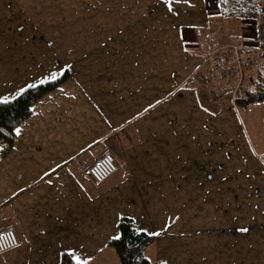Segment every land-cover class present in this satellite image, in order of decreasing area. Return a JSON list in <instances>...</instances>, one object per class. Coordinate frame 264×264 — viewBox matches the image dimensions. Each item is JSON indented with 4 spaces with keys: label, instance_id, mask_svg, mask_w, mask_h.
<instances>
[{
    "label": "rangeland",
    "instance_id": "obj_1",
    "mask_svg": "<svg viewBox=\"0 0 264 264\" xmlns=\"http://www.w3.org/2000/svg\"><path fill=\"white\" fill-rule=\"evenodd\" d=\"M185 2L184 7H192L189 12L177 5L178 0H0V100L67 70L70 81L61 83V92H79V98L65 100L63 109L71 101L78 102L76 108L82 102L85 111L73 119L60 111L50 112L51 124L60 123L68 129L70 123L92 126L125 118L136 128L145 126L138 133L140 141L163 134L154 126L166 122L164 110L183 106L188 115L173 111L168 120L180 123L184 117L188 124L201 127L202 139L214 141L221 158L210 170L213 173L214 169L212 178H206L198 190H160L154 179L153 190H108L101 198L109 205V223L117 224L121 216H128L136 229L159 232L144 251L153 264H264V131L257 126L260 111H256L257 119L251 117L256 106L251 111L252 105L234 103V97L243 95L244 89L264 88V72L254 76L251 84L242 82L246 72L240 75L236 63L228 59L220 67V77L219 73L215 76L222 81L217 84L216 97L197 109L192 93L181 86L192 59H186L178 46V25L203 21L199 32L205 38L209 16L198 1ZM229 5L231 0L226 3ZM210 42L204 39L205 45ZM202 70L209 77L207 65ZM104 77L112 81L105 82ZM79 88L87 93V99ZM51 96L37 99L32 114ZM252 119L257 132L251 134L248 123ZM71 151L64 144L54 150L55 157H66L68 166L77 169V161L70 160ZM140 173L138 169V176ZM53 178L43 185L50 187ZM75 191L78 198L89 199L88 190ZM96 195L91 191L94 202L100 198ZM14 204L0 207V211ZM242 227L248 231H239ZM29 245L34 256L23 263L54 264L50 259L52 244L40 241ZM81 261L99 263L94 258ZM0 264L4 262L0 260Z\"/></svg>",
    "mask_w": 264,
    "mask_h": 264
},
{
    "label": "crops",
    "instance_id": "obj_2",
    "mask_svg": "<svg viewBox=\"0 0 264 264\" xmlns=\"http://www.w3.org/2000/svg\"><path fill=\"white\" fill-rule=\"evenodd\" d=\"M196 1L208 12L209 20L204 36L211 42L208 45L204 44L205 38L201 36L199 30L205 23L198 21L191 26L178 25L180 36L178 46L182 47L186 59H192L190 70L182 78L181 86H185L186 91L192 93L195 99L194 106L199 109L203 108L204 102L207 103L203 92V79L199 75L200 71L204 73L203 66L207 65L209 68V80L215 89L216 97L217 84L222 83L215 77L218 73L220 77V67L228 59L231 64L236 63L237 59L240 60L243 67V50L240 49L236 58L230 45L253 44L259 18L224 15L219 7V0ZM178 2L177 5L184 12H189L192 8L183 6L186 4L185 0ZM254 56L249 71H244L246 73L243 74L239 70L240 75H244L241 77L242 82L251 84L254 76H260L264 72V54L257 53ZM179 66H182V63H179ZM69 78L68 75L65 81H70ZM104 81L111 82L112 78L104 77ZM62 84L57 87L58 89L55 88L45 94L52 96L51 100L47 98L43 108L36 114L31 112L30 116H27L29 118L26 117L17 125L19 133H16L11 147L0 144V207L15 203L0 211L2 217L0 229L12 227L19 242L18 246L0 253V260L4 264H26L22 260L29 261L34 256L29 250V244L40 241L52 244L49 247L52 251L50 259L54 264H58L62 251L69 250L77 256L81 255L80 260L85 257L88 260L98 259L97 264H119L116 252L112 251L107 243L109 239L118 235L117 224L116 221L109 223L107 219L109 205L107 206L105 198L101 196L108 190H153L155 185L153 179L155 182L159 181L157 189L160 190L177 188L198 190L206 178L208 180L212 178L214 169L213 173L210 170L214 167L215 161L221 158V152L216 148L214 141L209 143L202 139L200 126L188 124V119L184 117L180 123L168 120L173 111L179 112L181 116L188 115L183 106L164 110L162 114L167 118L166 122L154 126L164 133L152 136L155 140H161L159 142L140 141L138 133L141 134L143 126L136 128V124L125 118L117 123L108 119L107 122L92 126H76L70 123L68 129L60 123L51 124V119L47 117L50 112L60 111L61 115L69 114L70 117L73 115V119L76 114H84L85 111L81 110L82 102H79V108H76L78 102L70 101V106L63 109L65 100H71L70 98L77 100L79 92L62 93ZM79 91L80 95L88 98L87 93L81 88ZM50 103H53V106H49ZM248 105H252L251 111L255 110L253 106H256L251 117L257 119L256 111H260L261 122L257 126L260 127V132L264 131V100ZM116 107L114 106L113 110ZM117 111L118 109L112 112ZM30 117H34L33 122L29 121ZM255 119L248 123L251 134L257 132ZM64 144L72 149L74 155H71L70 160L74 158L77 161L75 162L77 169L75 166L73 168L68 166L66 157L59 156L58 151L59 154L55 157L54 150H59ZM92 146L94 147L91 148ZM50 150H53L52 156ZM47 151L50 154L47 155ZM104 151H110L115 155L117 169L100 186L94 187L91 180L83 176L81 166L90 164ZM158 152L163 155H158ZM138 169L141 171L139 176ZM23 175L27 177L25 180L22 178ZM50 177H54L51 180L53 183L50 187L44 186L43 181ZM75 190H88L86 193L89 194V199L78 198V192ZM93 190L96 191V197H100L95 198V202L91 197ZM79 195L81 196L80 192ZM148 247L145 251L149 249ZM110 253L113 255L109 258ZM147 258L151 263L148 254Z\"/></svg>",
    "mask_w": 264,
    "mask_h": 264
},
{
    "label": "trees",
    "instance_id": "obj_3",
    "mask_svg": "<svg viewBox=\"0 0 264 264\" xmlns=\"http://www.w3.org/2000/svg\"><path fill=\"white\" fill-rule=\"evenodd\" d=\"M227 1L219 0V7L224 15L260 19L261 15L264 14V0H231V5L226 6ZM258 53L264 54V51ZM68 75V71L65 70L55 80H47L43 84L38 83L34 87L25 88L23 92L17 93L10 99L0 100V129L3 130L0 132V144L12 146L16 138L15 129L31 113L33 103L41 96L57 88L67 79ZM199 75L201 78V71ZM203 76L206 78L203 82L204 97L207 102H210L212 99L207 98L206 89L210 87L213 90V96H215V89L210 83L209 77L206 74ZM260 100H264V88L260 86L254 91L244 89L243 95L234 97V103L240 106ZM117 228L119 238L113 237L107 243L114 248L119 264H151L144 251L153 241L154 235L136 229L133 220L128 216L120 217ZM58 264H76V261L71 258L69 252L62 251Z\"/></svg>",
    "mask_w": 264,
    "mask_h": 264
},
{
    "label": "built area",
    "instance_id": "obj_4",
    "mask_svg": "<svg viewBox=\"0 0 264 264\" xmlns=\"http://www.w3.org/2000/svg\"><path fill=\"white\" fill-rule=\"evenodd\" d=\"M255 41L249 45H230L235 52L236 58L239 56L240 49L243 50V67H241L240 60H236V65L241 71H249L253 65L254 55L258 52L264 51V14L261 15L255 27ZM205 82V76H202ZM239 82V80H238ZM207 98L210 100L213 96V90L210 87L206 89ZM117 169L115 162V155L110 151H104L100 156L95 158L90 164L81 166V171L84 177L91 180L94 187L106 180ZM18 238L12 227L0 229V253L18 246Z\"/></svg>",
    "mask_w": 264,
    "mask_h": 264
},
{
    "label": "snow or ice",
    "instance_id": "obj_5",
    "mask_svg": "<svg viewBox=\"0 0 264 264\" xmlns=\"http://www.w3.org/2000/svg\"><path fill=\"white\" fill-rule=\"evenodd\" d=\"M165 2L166 3H170L171 2V0H165ZM171 10V9H170ZM57 73H53L52 74V76H51V79H53V80H55L56 78H57ZM45 81L44 80H41L40 81V83L41 84H43ZM35 85H30V87H34ZM24 91V89L23 88H21L20 89V92H23ZM19 94V93H18ZM3 130L2 129H0V132H2ZM15 131H16V133L18 134L19 133V129H15ZM239 231H241V232H247L248 231V229L246 228V227H242V228H240L239 229ZM151 235H160V233L159 232H153V233H150ZM115 239H118L119 237L117 236V237H114ZM69 255L71 256V258L74 260V261H76V264H81V260H80V257L79 256H77V255H75L74 253H72L71 252V250H69ZM85 264H86V262H85Z\"/></svg>",
    "mask_w": 264,
    "mask_h": 264
}]
</instances>
